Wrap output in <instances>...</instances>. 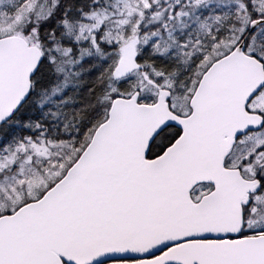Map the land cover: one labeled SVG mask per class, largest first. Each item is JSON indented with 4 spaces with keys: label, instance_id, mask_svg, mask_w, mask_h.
I'll return each instance as SVG.
<instances>
[{
    "label": "snow or ice",
    "instance_id": "6c2138e0",
    "mask_svg": "<svg viewBox=\"0 0 264 264\" xmlns=\"http://www.w3.org/2000/svg\"><path fill=\"white\" fill-rule=\"evenodd\" d=\"M0 264H264V0H0Z\"/></svg>",
    "mask_w": 264,
    "mask_h": 264
}]
</instances>
